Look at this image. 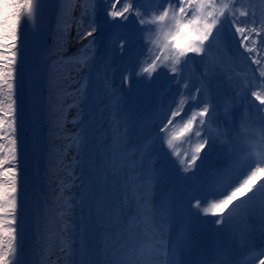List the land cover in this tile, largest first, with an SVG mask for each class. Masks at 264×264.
I'll use <instances>...</instances> for the list:
<instances>
[{
	"label": "snow or ice",
	"instance_id": "1",
	"mask_svg": "<svg viewBox=\"0 0 264 264\" xmlns=\"http://www.w3.org/2000/svg\"><path fill=\"white\" fill-rule=\"evenodd\" d=\"M77 10L78 17L73 15ZM130 17L136 34L118 43L109 41V46L115 43L122 53L128 51L125 43L131 48L121 73L124 91L142 85L159 90V80L153 81L152 76L160 68L166 69L170 82L160 95H166L172 86L178 88L153 114L152 123L158 131L134 150L128 136L132 118L130 114L125 118L121 108L124 97L114 89L108 60L95 70V34L127 27ZM73 26L78 42L87 43L68 56ZM22 27L28 34L22 33ZM49 37L51 44L47 43ZM29 38L39 43L46 68L30 59ZM137 41L141 43L132 48ZM230 43L239 45L256 66L255 84L246 77L238 83L231 74ZM261 51L264 8L258 10L255 0H0V264H27L29 236L32 264H45L54 235L59 251L71 255L66 237L73 231L72 208L70 200L62 199L68 186L60 180L61 193L55 200L63 226L53 233L48 215L51 209L47 204L42 211L32 206L27 155L30 145L35 149L40 142L45 111L50 128L59 129L72 107L81 117L78 123L73 121L79 133L70 138L79 155L88 143V108L104 101L116 109L113 124L119 135L102 166H90L88 177L75 178L80 180L81 209H87L75 227L81 237L80 254L87 252L84 240L89 231L98 230V264H190L188 257L194 252L199 256L197 264H264V247L256 245L249 227L250 218H257L264 236ZM197 58L204 71L193 84L189 72ZM67 64H75L79 72L87 70L79 81L71 72L63 77L78 87L59 86V66ZM219 74L233 87V94L223 101L222 112L230 118L233 110L241 109L235 129L218 124L217 104L208 82ZM253 115L258 128L253 127ZM177 125L178 131L174 130ZM157 141L168 152L151 154ZM177 141L190 147L181 152ZM217 145L224 149V155H218L222 163L211 170L203 168ZM193 179L202 180V191L189 192L179 201L170 192L159 203L153 202L158 185L170 181L187 184ZM206 217L216 219L208 221ZM209 223L216 226L213 254L200 246L196 235ZM233 243L241 249L238 257L232 255Z\"/></svg>",
	"mask_w": 264,
	"mask_h": 264
},
{
	"label": "rangeland",
	"instance_id": "2",
	"mask_svg": "<svg viewBox=\"0 0 264 264\" xmlns=\"http://www.w3.org/2000/svg\"><path fill=\"white\" fill-rule=\"evenodd\" d=\"M255 3L257 4L258 10L260 8H264V0H255ZM129 20L130 22H125L127 24L125 31L128 33L126 37L131 38L133 34H136V28L134 19L130 17ZM27 30V28L22 27V33L25 34ZM74 31L76 32V30ZM98 36L104 37L111 35L110 31L105 33L98 31L96 33L98 46L96 49L95 70L102 69L105 60H108L109 67L112 69L111 77L114 89L118 95H123L124 97L125 103L121 105V108L126 114L125 118H127V114H130L132 118L128 136L129 146L134 150L136 145L143 144L149 139V137L153 136L158 131L157 124L152 123L153 114L161 104L166 105L168 103L169 99L178 92V88L176 86H172L166 95H160V90L165 89L170 83L167 78L166 69L160 68V70L152 77L153 81L159 80V90L154 85H142L133 89L131 92H125L121 82V73L124 67L128 64V56L131 52V48L126 47L125 44V49L128 51L122 53L115 43L109 46L107 41L105 42L103 39L99 40ZM78 39L79 38L76 35V42ZM51 42V38L49 37L47 43L51 44ZM140 43V41H137V44L132 45V48L137 47ZM230 46L232 49L231 54L233 56L231 74L236 77V81L238 83H242L246 77L250 83L255 84L258 81L256 66L250 62L247 58V54H242L243 50L240 49L239 45L230 43ZM72 51V47L67 46L66 55L70 56L75 53ZM259 54L264 55V51H261ZM44 66L46 68V65ZM86 71L87 70H85V72ZM203 71L204 69L200 63V59L197 58L196 63L192 65L191 71L189 72V75L192 77L193 84L196 83V77L202 75ZM68 72H71L75 76L76 81H79L80 78L85 75V72H79L77 70L75 64L61 65L58 69L59 86L67 87L71 84L72 88L78 87V83L63 79ZM162 73H165V75H161ZM143 76H147V74L145 73ZM254 77L256 78L255 80ZM142 78L143 77H141V79ZM211 85L218 86L215 94L213 95L215 103L217 104L218 115L226 117L222 112V106L225 97L233 94L232 83L228 81L223 74H219L208 82V86ZM45 94L47 97V88H45ZM68 102H71L70 98ZM111 104L114 105L115 101H112ZM88 112L90 113L87 117L89 123L88 143L79 155L77 153V149L70 142V138L78 134L80 131L79 127L73 123V121H77L78 123L81 119V117L77 114L78 109L76 107H72L66 112V120L59 129L54 126H51L50 128L47 112L45 111L41 126V138L36 147V151H33L31 145L29 147L26 162L28 163L27 173L30 180L29 192L33 208L42 211L45 204H47V206L51 209L48 214L49 217L52 218L51 231L53 233L59 232L63 225L58 219L60 209L56 206L55 198L58 193H61V188L59 187L60 180H63L68 186L63 190L62 199L70 200L72 208L70 226L73 231L69 233L68 237H66L71 255H65L59 251L58 240L54 235L51 240L45 264H89V262H91V264H97L94 260V251H100V249L95 247L94 242L97 236L101 238L99 232L96 230L89 231L84 240L87 252L83 256L79 252L81 247V237L76 233L75 227L76 224L80 222V217L86 215L87 209H81L79 201L81 193L80 188L77 187V185H80V180L75 178L81 177L82 175L84 177H88L91 170L90 166H102L103 163L108 160L110 150L115 149V140L118 137L119 132L113 124V121L116 119V109L114 106H109L107 101L97 102L94 105H90ZM234 114L238 118V115H241V109L236 108L233 110L231 116ZM252 120L253 125H257L256 127L258 128L259 121L255 115H253ZM175 129L177 130V128ZM27 135H30V133ZM58 139H61V145L59 143H54V141H58ZM166 150L167 149L160 145L159 141H157L152 147L151 154L155 155ZM42 158H51L53 159V165L55 161H57L56 163H61L62 165H60L55 171L48 166L49 162L48 165H46V161L43 164ZM156 166L158 167V164H156ZM48 167L49 169H46ZM52 170L54 172H51ZM43 172L49 174L48 178H44L43 176L41 177ZM53 173V179L56 181V187L59 191L55 192L56 189H54V186L50 187L51 192H48L50 191L48 187H43L44 193L47 190V193L44 194L42 193L41 186H39V181L42 183L44 182L43 185H46L45 182H49V184L53 183L51 176ZM35 177L38 178V182L35 187H33ZM31 247L32 237L29 236L27 264H32L33 261Z\"/></svg>",
	"mask_w": 264,
	"mask_h": 264
},
{
	"label": "bare ground",
	"instance_id": "3",
	"mask_svg": "<svg viewBox=\"0 0 264 264\" xmlns=\"http://www.w3.org/2000/svg\"><path fill=\"white\" fill-rule=\"evenodd\" d=\"M25 34H28V30L26 31ZM91 39V37L89 38ZM87 41H83V42H76V43H69L68 46L72 47V52H76L79 48H81V43H85ZM28 49H29V57L30 59L35 62L37 65H41L40 64V51H41V47L39 45V43L36 40H33L31 38H29V42H28ZM209 91L211 94H213L215 92V90L217 89V87L212 86V87H208ZM189 107H191V105H189ZM188 109H185V112L187 113ZM240 116L238 115V118L236 117H223L221 120H218V124L224 126V125H228V128H237V125L240 121ZM180 118L177 117V120H179ZM257 125H253V127H256ZM179 125L176 126V128H178ZM178 130V129H177ZM220 145H217L216 151L213 153L212 156H210L204 163V165L202 166L205 169L211 170L214 169L218 166H216V164L218 163V155H220V151L219 149ZM177 147L181 150V152L187 150L190 146L186 143H183L181 141H177ZM192 147H194V145H192ZM222 147V146H221ZM33 151H36V148L33 149ZM167 152V151H164ZM160 153V152H159ZM201 156L203 157V153H201ZM221 156V155H220ZM172 159H176L175 157H172ZM157 164H160V161L157 160ZM197 165L200 166V161H197ZM26 168H28V163L26 162ZM183 175V174H181ZM188 176H192V173H188ZM200 174L198 173V176ZM167 187L165 189L159 190L158 192L155 193L154 197H153V202L154 203H159L160 199L162 196L167 195L168 193H172L175 195V197L177 198V201H179V199L181 197H187V194L189 192H193V191H197V190H201L202 191V180L200 179H193L191 181H189L187 184H185L183 181H170L168 183H164ZM163 184V185H164ZM208 221H213L216 218L215 217H206L205 218ZM210 224H205L201 227L200 230L197 231L196 235L198 237V243L200 244V246L207 250V252L209 254H213L214 250H215V242H216V237L214 235L213 229L216 228L215 225H213V228L210 229ZM222 227V226H220ZM249 227L252 229V231L250 232V236L251 238L254 240L257 236L261 235V224L260 221L253 217L250 218L249 220ZM97 232H99L98 230H96ZM101 238L100 237H96L95 238V247H97L98 249H100L101 247ZM264 247V245H263ZM98 250H95L94 253V260L95 262L98 264V259H97V252ZM231 252L232 255L234 256H239L241 254V249L239 248V246L235 243H233L232 247H231ZM188 260L190 261V264H197V261L199 260V256L194 252L191 256L188 257Z\"/></svg>",
	"mask_w": 264,
	"mask_h": 264
},
{
	"label": "trees",
	"instance_id": "4",
	"mask_svg": "<svg viewBox=\"0 0 264 264\" xmlns=\"http://www.w3.org/2000/svg\"><path fill=\"white\" fill-rule=\"evenodd\" d=\"M54 143H56V144L59 143L60 145L62 144V143H61V139H58V141H57V140L54 141ZM52 160H53V159H51V158H42L43 164H44V162L46 161V165H48V162H49V165H48V166H50L53 170L56 171V170L59 168V166L62 165V164H61V163H56L57 161H55V162H54V165H53V164H52V163H53ZM46 169H49V167L46 168ZM53 170H52L51 172H54ZM47 171H48V170H47ZM49 172H50V171H49ZM58 172H59V171H58ZM58 172H57V175H58ZM48 175H49L48 173L43 172V174H41V177L43 176L44 178H48ZM51 176H52L53 183H50V184H49V182H47V183L45 182L46 185H43L44 182L42 183L41 181H39V186H41L42 193H44L43 187H44V188H45V187H46V188L48 187V189L50 190V187H51V186H54V189H56L55 192L59 191L58 188L56 187V181H54V179H53V178H54V177H53V176H54V173L51 174ZM45 190H46V189H45ZM46 191H47V190H46ZM46 191H45L44 194L47 193ZM48 192H51V190L48 191ZM47 254H48V253H47Z\"/></svg>",
	"mask_w": 264,
	"mask_h": 264
},
{
	"label": "water",
	"instance_id": "5",
	"mask_svg": "<svg viewBox=\"0 0 264 264\" xmlns=\"http://www.w3.org/2000/svg\"><path fill=\"white\" fill-rule=\"evenodd\" d=\"M40 55H41V53H40ZM40 59H41V57H40ZM40 64H41V66H43L44 67V65L42 64V62H41V60H40ZM45 95V94H44ZM37 181V177H35V182Z\"/></svg>",
	"mask_w": 264,
	"mask_h": 264
}]
</instances>
